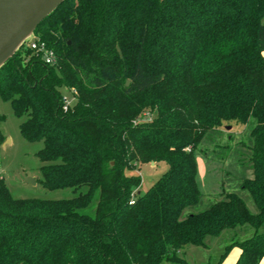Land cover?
Returning <instances> with one entry per match:
<instances>
[{
  "label": "trees",
  "instance_id": "obj_1",
  "mask_svg": "<svg viewBox=\"0 0 264 264\" xmlns=\"http://www.w3.org/2000/svg\"><path fill=\"white\" fill-rule=\"evenodd\" d=\"M264 0H67L0 68L22 138L42 142L40 185L87 191L61 201L14 199L0 181V264H187L186 246L250 228L235 264L264 258ZM128 85L126 86V83ZM62 90L74 91L66 106ZM65 108V109H64ZM144 113L153 118L139 122ZM250 130L235 193L202 212L195 152L210 133ZM3 118L0 117V123ZM167 170L141 193L139 166ZM98 192L94 217L80 214ZM132 203V204H131Z\"/></svg>",
  "mask_w": 264,
  "mask_h": 264
},
{
  "label": "rangeland",
  "instance_id": "obj_2",
  "mask_svg": "<svg viewBox=\"0 0 264 264\" xmlns=\"http://www.w3.org/2000/svg\"><path fill=\"white\" fill-rule=\"evenodd\" d=\"M264 22V21H263ZM29 40L27 41V43ZM264 57V52L262 53ZM64 97L72 104L69 91L62 90ZM0 181L4 183L14 199H39L46 201L70 200L85 193L87 189H62L49 191L44 189L39 181L41 163L37 152L42 148V142L29 143L19 132L23 119L14 116L10 103L0 98ZM153 118L150 113H144L139 122ZM254 126L251 120L246 126L221 128L218 132H210L199 144L195 152L197 166V183L201 198L198 205L187 208L182 215L196 214L207 209L211 204L221 199V194L235 193L242 198L249 211L254 214L256 208L249 194L240 188L242 181L252 178L248 165L249 147L251 146L250 130ZM167 170L164 163L139 166L133 174L141 178L139 190L147 191L151 185ZM30 180V181H29ZM34 182V183H33ZM99 194L96 192L91 203L79 213L94 217ZM264 232V228L260 230ZM253 231L237 228L224 231L218 238H208L206 248L186 246L180 256L187 264H216L226 246L233 241L249 238Z\"/></svg>",
  "mask_w": 264,
  "mask_h": 264
},
{
  "label": "water",
  "instance_id": "obj_3",
  "mask_svg": "<svg viewBox=\"0 0 264 264\" xmlns=\"http://www.w3.org/2000/svg\"><path fill=\"white\" fill-rule=\"evenodd\" d=\"M66 1L0 0V68L31 39L37 27Z\"/></svg>",
  "mask_w": 264,
  "mask_h": 264
},
{
  "label": "built area",
  "instance_id": "obj_4",
  "mask_svg": "<svg viewBox=\"0 0 264 264\" xmlns=\"http://www.w3.org/2000/svg\"><path fill=\"white\" fill-rule=\"evenodd\" d=\"M27 46L36 54H39L42 57L44 64L53 66L56 63V56L54 51L48 48L44 42L39 40V38L32 36L27 43ZM70 93L74 94V91H71ZM64 103L66 106L70 105L66 97H64Z\"/></svg>",
  "mask_w": 264,
  "mask_h": 264
},
{
  "label": "crops",
  "instance_id": "obj_5",
  "mask_svg": "<svg viewBox=\"0 0 264 264\" xmlns=\"http://www.w3.org/2000/svg\"><path fill=\"white\" fill-rule=\"evenodd\" d=\"M150 166H151V164H150ZM239 255H240V250L238 248H236V247L232 248L229 251L228 255L225 257V259L222 261L221 264H235L237 259H238V257H239ZM259 264H264V258L260 261Z\"/></svg>",
  "mask_w": 264,
  "mask_h": 264
}]
</instances>
